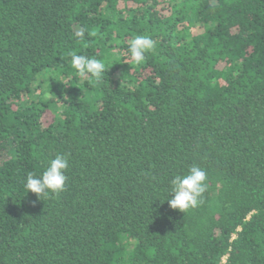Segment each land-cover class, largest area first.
I'll list each match as a JSON object with an SVG mask.
<instances>
[{"label":"trees","instance_id":"16d2710c","mask_svg":"<svg viewBox=\"0 0 264 264\" xmlns=\"http://www.w3.org/2000/svg\"><path fill=\"white\" fill-rule=\"evenodd\" d=\"M56 154L68 179L40 199L26 177ZM0 264H264V0H0Z\"/></svg>","mask_w":264,"mask_h":264},{"label":"clouds","instance_id":"9594fccd","mask_svg":"<svg viewBox=\"0 0 264 264\" xmlns=\"http://www.w3.org/2000/svg\"><path fill=\"white\" fill-rule=\"evenodd\" d=\"M77 38H84L85 28L80 27L74 32ZM155 41L149 35L135 36L129 46L128 51L131 59L140 64L145 60L147 53L153 51ZM71 57V66L78 73L80 78L88 79L91 77L96 83L103 80L106 70L105 64L95 58H89L85 55H78L69 52ZM67 85V84H65ZM69 168V157L67 154H56L50 159L47 167L40 175L29 173L26 177V189L41 197H47L49 194H58L64 190L68 179L66 171ZM207 172L199 165H193L184 175H176L170 181L171 192L167 199L173 209H179L185 212L190 208H196L202 203V196L207 190Z\"/></svg>","mask_w":264,"mask_h":264}]
</instances>
